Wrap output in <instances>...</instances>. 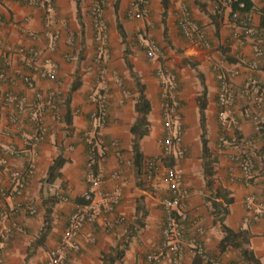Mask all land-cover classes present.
I'll list each match as a JSON object with an SVG mask.
<instances>
[{
  "label": "crops",
  "instance_id": "1",
  "mask_svg": "<svg viewBox=\"0 0 264 264\" xmlns=\"http://www.w3.org/2000/svg\"><path fill=\"white\" fill-rule=\"evenodd\" d=\"M130 2L131 0H107L104 17L108 25L109 52L100 56L97 62L88 10L91 0H53L55 13L52 20L61 28V38L54 54L60 62L58 81L37 80V88L42 91L58 88L66 98L72 81L79 78L81 82L73 91L69 105L66 103L60 105L62 122L50 124L44 140L39 143L35 157V172L29 176L24 194L13 198L0 196V230L9 226L14 217L21 226V229L12 230L11 237L2 249L3 264H38L44 261L49 250L60 239L70 214L81 202L83 203L82 194L88 189V184L85 181L86 148L81 137L85 132L93 133L90 113L94 104L90 102L89 96L101 89L108 90L109 104L107 123L101 130L100 141L97 144L98 151L105 152V159L99 166L103 174L100 188L111 190L119 185L122 199L115 212L103 211L97 222L83 226L78 237L80 250L70 254L65 264H101L102 255L113 252L115 247L120 248L126 240L128 247L115 264H145L147 254L160 246L161 227L165 219L161 199L169 192L164 166L172 165L173 159H165L161 170L150 179L145 177L144 173L137 174L131 151L133 136L131 126L136 118L134 104L139 94L134 80L137 77L143 84V91L151 105L147 115L149 131L140 141L141 149L145 157L160 153V139L164 135V129L156 70L162 65L172 68L175 73L182 105L183 146L186 152L180 164L184 169L183 185L190 191V196L183 204L184 210L188 213L183 238L184 263L209 264L195 257L187 242L193 224L198 223L204 228L202 236L204 248L216 258L215 264H248L241 259L237 249L228 248L220 251L218 247L222 231L211 212L199 138L196 96L200 82L194 69L183 61L184 58L195 62L204 74L208 101L205 110L208 147L215 162L214 184L227 188L232 196L225 222L234 230L247 229L254 253L261 264H264V221L244 222V198L247 194L255 195L258 201L264 203L262 193L264 155L257 159L256 182L251 186H244L228 180L229 156L219 151L217 147L219 135L217 79L213 64L223 58L221 56L223 50L229 52L228 43L233 30V23L228 15L229 9L219 17L213 15L212 0H148V16L129 19L126 17V10ZM252 2L255 7L254 22L262 26L260 10L264 4L261 0ZM184 8L200 24L210 47L189 42L182 36L177 25V16L183 13ZM45 18V9L42 6L32 7L16 0H0V39L12 50L20 45L43 46L42 40L34 42L22 30L40 31ZM120 25L124 30V38L120 36L118 30ZM70 36L73 37L72 43L68 40ZM151 43L157 44L164 53L157 60H150L146 55ZM241 51L248 60L254 58L253 46L250 43L244 45ZM66 54L71 57L66 58ZM101 67L106 68L104 74L100 72ZM3 69L15 76L0 80V92L12 91L26 96L29 100L24 108L19 110L10 105H0V159L4 151L14 147L18 149L19 154L11 158V163L22 169L26 167L27 158L24 154L31 150L34 133L33 125L29 122V113L34 110L31 103L35 100V92L26 88L19 80L24 70L21 59L15 52L10 66L5 68L0 56V72ZM246 73V69H243L234 81L241 83ZM257 75L264 80V57L261 59ZM12 109L19 113L16 125L8 120ZM68 112L70 122L66 120ZM46 118L51 123L49 116ZM239 129L244 137L255 138L253 126L249 121L241 120ZM114 140L116 144L113 143ZM255 142L258 147L261 145L260 140ZM59 152L63 153L67 161L61 168L60 176L52 182L62 187L68 200L49 203L47 201L52 192L45 182V175ZM115 170H120V177L112 176ZM0 184L9 188L8 172L1 161ZM28 203L36 207L35 214L27 213ZM46 205L51 208L50 232L44 241L32 248L33 254L28 256L29 245L39 236ZM3 212L6 216L2 215ZM116 213L121 214L125 222L109 228L107 224L113 221ZM135 219L144 222V226L138 229ZM168 251L169 248L165 247V256L157 264H168Z\"/></svg>",
  "mask_w": 264,
  "mask_h": 264
},
{
  "label": "built area",
  "instance_id": "2",
  "mask_svg": "<svg viewBox=\"0 0 264 264\" xmlns=\"http://www.w3.org/2000/svg\"><path fill=\"white\" fill-rule=\"evenodd\" d=\"M25 5L36 7L42 6L45 9V21L40 31H22L34 42L42 40L43 46L33 44L31 46L20 45L15 49L7 46L0 39V56L5 66H10L13 53L19 55L23 72L19 80L26 88L34 90V102L31 105L34 110L29 113V122L33 125L31 150L25 153L27 164L25 168H18L11 163V158L19 154L18 149L10 147L1 154V163L9 176V188L0 184V196L13 198L24 194L26 183L36 168L35 157L39 143L44 140L50 124L62 122L63 116L60 105L65 103V97L58 88L42 91L37 88V80L58 81L59 60L55 58L58 42L61 38V28L52 20L55 13L53 0H16ZM264 4V0H261ZM107 0H91L89 16L92 27V37L95 44L96 58L107 55L109 52L108 25L104 17ZM233 4L236 7H233ZM229 9V18L233 23V30L228 43L229 53L235 59L230 64L227 59H218L213 64L217 79V119L219 124V135L217 147L219 151L229 156L227 178L230 182L241 183L244 186H251L256 182L257 159L264 155V80L257 75L261 59L264 57V26H258L254 22V10L245 9V2L242 0H212L211 10L214 13H224ZM149 14L148 0H131L126 10V17L129 19L145 18ZM177 25L182 36L189 42L199 43L204 47H210L204 30L200 24L192 18L187 9L177 16ZM72 43L73 37H69ZM250 43L253 46L254 58L248 60L241 48ZM150 60H157L164 55L160 47L151 43L146 52ZM66 54V58H70ZM246 69L244 80L241 83L234 81V78ZM100 72H106L105 67ZM15 75L8 74L5 69L0 72V80L13 78ZM156 76L160 85L161 115L164 135L160 139L161 151L159 154L148 159L144 166V175L148 179L154 177L162 168L164 159L172 158L173 164L164 166L165 180L169 189L168 195L161 199V205L165 212V219L161 227V244L146 256L145 264H157L164 256V248L168 247V264L184 263V236L185 222L188 220V213L183 204L190 196V191L183 185L184 169L180 164L185 156L186 149L183 146V124L178 81L172 68L160 66L156 70ZM94 104L90 113L92 134L85 132L82 141L88 146L86 151L85 181L89 185L82 194L84 202L79 204L71 213L60 239L49 252L48 257L38 264H65L68 256L80 250L78 237L85 224L97 222L103 211L115 212V208L122 199V191L119 185L113 189H101L103 174L99 167L94 171L93 164L104 161V151H98L97 144L100 141L101 130L107 123L109 94L107 89H101L89 96ZM29 102L24 95L12 91L0 92V105H10L16 109H22ZM49 116L51 123L46 118ZM11 124L16 125L19 120V113L12 109L8 115ZM241 120L249 121L254 130L255 138L244 137L240 133L239 123ZM95 133V134H94ZM256 140L261 145H256ZM116 140L113 141L114 144ZM98 154V155H97ZM100 166V165H99ZM264 174V168L262 169ZM120 170L112 173L113 177H120ZM48 189L57 200L67 201L68 197L62 187L55 183H48ZM202 193V192H200ZM264 195V190H263ZM244 222L263 220L264 203L258 201L255 195L247 194L244 198ZM27 213H36V207L28 203ZM2 215L6 216L3 212ZM123 221L121 214H115L109 228ZM13 229H21L17 219L12 218L9 226L0 230V264L4 263L2 249L8 241ZM204 228L198 223L193 224L192 233L189 236L188 244L193 254L199 255L204 262L215 264L216 258L210 255L202 243Z\"/></svg>",
  "mask_w": 264,
  "mask_h": 264
},
{
  "label": "trees",
  "instance_id": "3",
  "mask_svg": "<svg viewBox=\"0 0 264 264\" xmlns=\"http://www.w3.org/2000/svg\"><path fill=\"white\" fill-rule=\"evenodd\" d=\"M242 1L245 2V9H253L255 11V7H254L252 0H242ZM233 7H236V5L233 4ZM260 11H261V17H262L260 25L264 26V7ZM213 15L220 17L222 13L217 14L213 12ZM118 30H119L120 36L124 38L125 34H124V30L121 27V25L118 27ZM221 56L223 57V59H227L230 62L235 63V59L232 57V55L228 51L223 50L221 52ZM183 61L189 63L191 68L194 69L196 76L200 82V89L196 96L199 125H200L199 138H200V143H201L204 177H205L206 187L208 188V191H209L208 199L210 201L211 208H212L211 212L214 215V218L219 222L220 229L222 231V238L220 239L219 244H218L219 250L224 251L228 248H235L240 252V257L243 261H246L248 264H261L259 258L255 255L254 250L251 246L249 233L247 229L234 230L231 227H229L225 222V216L228 213V204L232 202V196H230L229 190L227 188L220 186V185L215 186L214 184L215 179H216V177L214 176L215 162H214V157L212 156L210 149L208 147L206 114H205L208 101H207V86L205 84L204 74L202 70L198 67V65L192 60L184 58ZM131 73L133 76L135 75L132 69H131ZM134 80L139 89V94L134 104L136 118L131 126V133L133 135L131 139V151H132V158H133V164L135 166V170L137 174H139V173H144L145 163L148 159L152 157V156L150 157L144 156L143 151L141 149V144H140L141 139L149 131V121H148L147 115H148V112L150 111L151 105H150L149 99L146 97L143 91V84L138 80L137 77H135ZM80 82L81 81L79 80V78H76L74 79V81H72L68 94L65 98L66 105H69V102L71 100V95L73 91H75L80 86ZM68 114L69 112L67 113V115ZM70 119L71 117H69L68 115V117H66V120L70 122L71 121ZM85 148L87 151L88 146L86 144H85ZM104 154L105 153H103V155ZM66 161L67 159L64 157L62 152H59L54 157L45 175L46 183H50L60 176L61 168L64 166ZM99 165L100 164H98V161L96 160L93 164L94 171L97 170ZM56 201L57 199L54 198V196L52 195L51 197H49L47 202L54 203ZM50 213H51V208L48 205H46V209L44 213V220H43V224L40 229L39 236L34 242H32L29 245L28 256L33 254L32 248L36 244L44 241L45 237L50 232V222H49ZM143 213L145 214L144 210H143ZM123 222H125V218H123V221L121 223ZM135 222H136L135 224H137L136 227L138 229H140V226H144V222H141L139 219H135ZM130 235L131 233L129 234V236ZM127 243H128V240L123 241L120 248L115 247V250L113 252H109V253L102 255L101 264H115V262L118 259L122 258L125 249L128 247ZM194 256L198 257L201 261H203V259L199 255L194 254Z\"/></svg>",
  "mask_w": 264,
  "mask_h": 264
}]
</instances>
